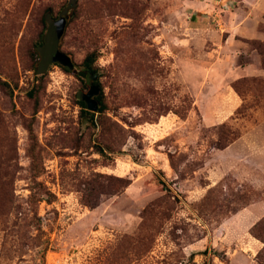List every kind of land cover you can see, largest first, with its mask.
Listing matches in <instances>:
<instances>
[{
	"label": "rangeland",
	"instance_id": "rangeland-1",
	"mask_svg": "<svg viewBox=\"0 0 264 264\" xmlns=\"http://www.w3.org/2000/svg\"><path fill=\"white\" fill-rule=\"evenodd\" d=\"M67 1L0 0V264H264V0Z\"/></svg>",
	"mask_w": 264,
	"mask_h": 264
},
{
	"label": "trees",
	"instance_id": "trees-1",
	"mask_svg": "<svg viewBox=\"0 0 264 264\" xmlns=\"http://www.w3.org/2000/svg\"><path fill=\"white\" fill-rule=\"evenodd\" d=\"M67 5L72 7L73 9L76 7L77 5V0H68L67 1ZM46 12H49V17L48 18H51V19H55L56 16H53L52 13H51V9L50 8H47V11ZM62 17V16H60ZM47 17L44 18V28L40 31L39 35H38V38L37 40L35 41L34 45H33V50H32V57H33V61H34V71L36 73L38 72H44L47 70L48 66L52 63H49L47 65V67L45 69H42L41 67V61H42V55L45 51L42 52V54L40 55L39 53V48H41L45 43V29H46V21L48 19ZM54 33V31H53ZM53 33L51 34V37L53 35ZM51 37L49 38V41L51 39ZM47 44V42H46ZM97 58V55L95 52H89L87 53L83 59L81 60V62H79L78 64H75L73 62V65L70 66V67H64L62 65H60L59 63H53V64H56V65H59L61 66L63 69L65 70H68V71H72L73 69H75L76 67H79V71L78 73L79 74H83V76L85 77V79L87 81H84L83 84L84 85H87L88 83L90 84H96L97 85V81L96 79L92 80L91 77L93 75H96L97 74V68L95 67L94 65V62ZM36 64V65H35ZM77 73V76H80L79 74ZM96 78V77H95ZM83 80V79H81ZM5 84V83H4ZM233 87L237 89V82H234L233 84ZM99 87V86H98ZM96 101H97V104H98V107L96 109V111H91L87 108V104L86 102L81 98L78 100L79 102V105H80V110H81V115L82 117H84V119L89 122L90 124H94L95 122V112L97 111H102L104 109V104L102 102V99H101V92L95 97ZM29 132H31V127H29ZM34 147L32 146L30 148V157L32 158V161H31V169L33 171V185H30V189L32 191V194H34L36 191H37V187H38V190L40 189L41 185L39 182H37L34 178H36L37 176L40 175L41 171H42V167H41V164L37 161L36 159V153L34 151ZM99 152L101 154H104L103 153V150L102 148H99ZM95 184H93L94 186ZM98 186H96L95 188L98 189L99 188V193H106L102 187V185L100 184H96ZM204 264V263H203Z\"/></svg>",
	"mask_w": 264,
	"mask_h": 264
},
{
	"label": "water",
	"instance_id": "water-1",
	"mask_svg": "<svg viewBox=\"0 0 264 264\" xmlns=\"http://www.w3.org/2000/svg\"><path fill=\"white\" fill-rule=\"evenodd\" d=\"M65 19L64 17H60L55 25L54 33L48 43L49 47L45 49L42 55L41 67L45 69L49 63H59L64 67H70L73 65V61L71 57L59 49L58 47V40L61 36L63 29H64ZM96 75L91 77L94 80ZM99 92V87L96 84H91L89 90L84 93L81 98L86 102L87 108L89 110L95 111L98 107L96 99L93 97Z\"/></svg>",
	"mask_w": 264,
	"mask_h": 264
},
{
	"label": "built area",
	"instance_id": "built-area-1",
	"mask_svg": "<svg viewBox=\"0 0 264 264\" xmlns=\"http://www.w3.org/2000/svg\"><path fill=\"white\" fill-rule=\"evenodd\" d=\"M48 264H79L77 259L74 257H64V258H58V257H52L50 258Z\"/></svg>",
	"mask_w": 264,
	"mask_h": 264
}]
</instances>
